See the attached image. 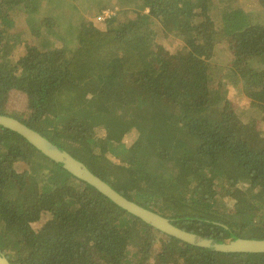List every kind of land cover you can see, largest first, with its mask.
<instances>
[{"label": "trees", "instance_id": "16d2710c", "mask_svg": "<svg viewBox=\"0 0 264 264\" xmlns=\"http://www.w3.org/2000/svg\"><path fill=\"white\" fill-rule=\"evenodd\" d=\"M29 1L0 0V57L20 76L0 64V114L184 230L264 239V0H82L114 10L111 22L121 8L115 29L85 21L73 1L57 19L43 6L27 42L21 25L40 10ZM69 110L83 114L63 123ZM153 156L165 172L150 169ZM0 251L12 264H264V252L159 231L3 126Z\"/></svg>", "mask_w": 264, "mask_h": 264}, {"label": "water", "instance_id": "95a60500", "mask_svg": "<svg viewBox=\"0 0 264 264\" xmlns=\"http://www.w3.org/2000/svg\"><path fill=\"white\" fill-rule=\"evenodd\" d=\"M0 126L11 129L28 142L34 145L45 156L59 163L75 177L89 183L101 193L106 195L124 210L142 219L170 236H173L188 244L214 249L225 253H263L264 239L237 238L226 241L203 237L194 232L184 230L173 224L172 220L159 213L147 209L135 201H132L114 189L108 182L93 173L89 167L79 159L75 158L67 150L57 146L37 130L31 128L21 120L9 115L0 114ZM0 264H12L10 260L0 251Z\"/></svg>", "mask_w": 264, "mask_h": 264}, {"label": "rangeland", "instance_id": "374dc122", "mask_svg": "<svg viewBox=\"0 0 264 264\" xmlns=\"http://www.w3.org/2000/svg\"><path fill=\"white\" fill-rule=\"evenodd\" d=\"M37 2V0H35ZM40 1V3L38 5L40 10H38V12H31V7L34 5V0H30L27 4L28 6V11L31 12L30 16L28 17V19L26 20L28 23H23L21 25V28H23L24 34L23 36L26 37V41L29 42L31 40H33L38 33H41L42 28L44 27V12H42V8L44 6H48V11L45 13L46 16L47 15H52L53 17H56V19L58 18L59 15H63L66 13H69V2L73 1V4L75 3L76 5H78V9L82 11L83 15L85 16L86 20L85 21H89L92 24H95L97 26L103 27L105 29H115L117 27V24L120 21V17L122 16V9L120 8V11L117 13V21H113L112 16L115 15L116 13L114 12V10L112 9H106L103 11L102 14H98V10H94L92 9L89 5H91L90 1H82V0H38ZM103 1H107V0H103ZM114 0H110L108 2H112ZM48 4V5H47ZM69 7V8H68ZM73 10V7L71 8ZM141 9L138 8L136 6L135 9L131 10V14H135L140 12ZM145 12H148V8H146L144 10ZM112 18V19H111ZM108 21V22H107ZM111 22V23H110ZM18 49V45L15 43L11 53L15 54V52ZM0 64L2 65V67L4 68V70H6L8 72L9 75H13L15 73H17L19 71V66L16 62V60L10 61V62H3V59L0 57ZM15 76H19V72L17 74H15ZM125 83L129 80L128 79V75H125ZM27 99H23L22 100V105L23 104H27ZM83 113H72L70 112H66L63 113V115H60V119L62 120L63 123H66L68 120L74 118V117H81ZM135 137L132 136L130 138L134 139ZM149 167L151 170L155 171V172H165L168 167H169V162L164 161L159 159L156 156H153L150 160H149ZM250 184V180L248 178H243L240 179V183L238 185V190L240 192H244L243 189L244 187H247ZM241 195V199L240 202L236 203V207L240 210L244 209V208H248L250 203L248 201L247 198H245L244 194H240Z\"/></svg>", "mask_w": 264, "mask_h": 264}]
</instances>
